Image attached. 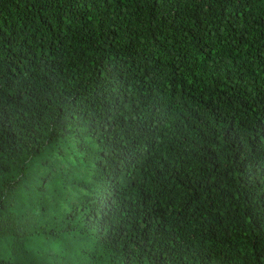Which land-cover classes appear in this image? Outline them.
Segmentation results:
<instances>
[{"label":"trees","instance_id":"trees-1","mask_svg":"<svg viewBox=\"0 0 264 264\" xmlns=\"http://www.w3.org/2000/svg\"><path fill=\"white\" fill-rule=\"evenodd\" d=\"M0 264H264V0H0Z\"/></svg>","mask_w":264,"mask_h":264}]
</instances>
